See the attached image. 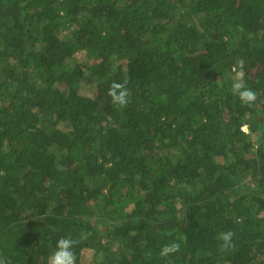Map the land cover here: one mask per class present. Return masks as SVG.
<instances>
[{
	"label": "trees",
	"instance_id": "trees-1",
	"mask_svg": "<svg viewBox=\"0 0 264 264\" xmlns=\"http://www.w3.org/2000/svg\"><path fill=\"white\" fill-rule=\"evenodd\" d=\"M85 233L76 264H264V0H0V256Z\"/></svg>",
	"mask_w": 264,
	"mask_h": 264
},
{
	"label": "clouds",
	"instance_id": "clouds-1",
	"mask_svg": "<svg viewBox=\"0 0 264 264\" xmlns=\"http://www.w3.org/2000/svg\"><path fill=\"white\" fill-rule=\"evenodd\" d=\"M244 61L240 60L233 68L234 77L230 87L233 95L237 96L240 102L244 105H251L256 99V92L246 86L243 81ZM107 95L111 97L112 103L123 108L129 103L130 92L127 88L126 81H113L107 90ZM88 234H82L79 238L71 236H63L57 239L55 249L50 254L47 264H76V254L74 248L78 243L87 238ZM235 233L231 230L224 231L218 234L217 239L221 242L220 247L224 250L233 247V237ZM180 249L179 243L165 244L159 251V256L164 258L170 254L178 252ZM0 264H9L8 258L0 256Z\"/></svg>",
	"mask_w": 264,
	"mask_h": 264
},
{
	"label": "rangeland",
	"instance_id": "rangeland-1",
	"mask_svg": "<svg viewBox=\"0 0 264 264\" xmlns=\"http://www.w3.org/2000/svg\"><path fill=\"white\" fill-rule=\"evenodd\" d=\"M77 57L78 58H82V52H80V53H78L77 54ZM87 88L88 89H90V88H92V85H89L88 84V86H87ZM94 97H95V99L96 100H100V94H99V92H97V91H95V93H94ZM91 251L90 250H85L84 252H83V254H82V258H83V260L85 261V260H90V258H91ZM86 262V261H85Z\"/></svg>",
	"mask_w": 264,
	"mask_h": 264
}]
</instances>
